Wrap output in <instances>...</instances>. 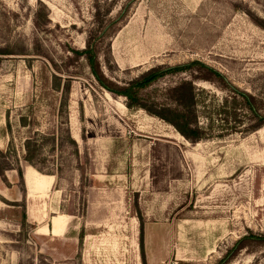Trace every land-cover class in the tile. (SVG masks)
Masks as SVG:
<instances>
[{
    "label": "rangeland",
    "instance_id": "rangeland-1",
    "mask_svg": "<svg viewBox=\"0 0 264 264\" xmlns=\"http://www.w3.org/2000/svg\"><path fill=\"white\" fill-rule=\"evenodd\" d=\"M108 26L100 63L116 84L199 61L264 116V0H0L13 53L0 56V264H219L264 237V122L202 81V142L128 108L74 55ZM190 80L176 71L141 95L165 104ZM32 139L42 172L25 162ZM29 167L46 186L28 187ZM229 264H264V244Z\"/></svg>",
    "mask_w": 264,
    "mask_h": 264
},
{
    "label": "trees",
    "instance_id": "trees-1",
    "mask_svg": "<svg viewBox=\"0 0 264 264\" xmlns=\"http://www.w3.org/2000/svg\"><path fill=\"white\" fill-rule=\"evenodd\" d=\"M108 28L109 26L103 28L99 34L90 35L86 48L74 51V55L78 59L84 58L87 61L92 76L103 89L115 96L124 97L127 100L128 108L145 110L150 116L156 117L172 125L183 137L192 143L202 142L210 138V131L213 129V127H211V130H209L200 126L198 123L199 116L197 108L200 102L197 97V88L194 82L202 81L211 84H218L222 89L231 90L235 101L237 98H240L246 108L257 119L264 122V116L260 113V111L263 110V107L255 97L232 88L222 73L199 61L174 68L152 69L128 85L121 86L116 84L105 76L100 63L101 46L108 34ZM3 55H13V53L7 50H0V56ZM176 71L178 73L190 71L192 80L183 81L177 87L169 89L166 92L168 103L158 104L150 97L141 95V91L152 87L162 77ZM54 77L56 81L55 86L59 90L62 86V79L56 75H54ZM66 80L67 81L64 83V89L67 94H70L72 80L69 78ZM235 107L236 104L233 102L231 108L235 109ZM260 126L261 125L256 126L255 128L258 129ZM25 149V162L42 172V170L35 166V159L37 158V142H35V139L27 140ZM4 173L5 171L0 170L1 176H4ZM19 173L22 175L21 171H19ZM252 244H264V237L260 238L251 235L240 239L236 246L220 261L219 264H229L240 251Z\"/></svg>",
    "mask_w": 264,
    "mask_h": 264
},
{
    "label": "bare ground",
    "instance_id": "bare-ground-1",
    "mask_svg": "<svg viewBox=\"0 0 264 264\" xmlns=\"http://www.w3.org/2000/svg\"><path fill=\"white\" fill-rule=\"evenodd\" d=\"M25 178H26V182H27L28 187H30L32 190L41 189L42 187L46 186V184H47L44 180V176L41 175L40 173L36 172L34 169H32L30 167L28 168V171L25 174ZM48 185H49V182H48ZM55 219H57V218H55ZM55 222H57V220Z\"/></svg>",
    "mask_w": 264,
    "mask_h": 264
},
{
    "label": "crops",
    "instance_id": "crops-1",
    "mask_svg": "<svg viewBox=\"0 0 264 264\" xmlns=\"http://www.w3.org/2000/svg\"><path fill=\"white\" fill-rule=\"evenodd\" d=\"M30 168H32V167H30ZM32 169H33V168H32ZM25 182H26V178H25ZM26 184H27V182H26ZM54 218H55V217H54ZM44 229H45V228H44ZM46 229H47V228H46ZM53 230H54L53 228H50V229L48 228V231H49L50 233H51V232L53 233Z\"/></svg>",
    "mask_w": 264,
    "mask_h": 264
}]
</instances>
